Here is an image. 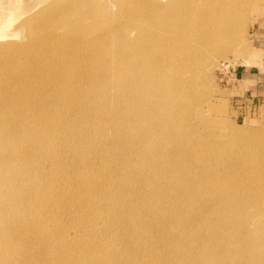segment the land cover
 I'll use <instances>...</instances> for the list:
<instances>
[{"label": "rangeland", "instance_id": "obj_1", "mask_svg": "<svg viewBox=\"0 0 264 264\" xmlns=\"http://www.w3.org/2000/svg\"><path fill=\"white\" fill-rule=\"evenodd\" d=\"M259 6L0 0V264H264V124L216 104Z\"/></svg>", "mask_w": 264, "mask_h": 264}, {"label": "crops", "instance_id": "obj_2", "mask_svg": "<svg viewBox=\"0 0 264 264\" xmlns=\"http://www.w3.org/2000/svg\"><path fill=\"white\" fill-rule=\"evenodd\" d=\"M248 49L250 62L232 68L216 104L224 105L223 115L257 126L264 124V6L253 15Z\"/></svg>", "mask_w": 264, "mask_h": 264}, {"label": "bare ground", "instance_id": "obj_3", "mask_svg": "<svg viewBox=\"0 0 264 264\" xmlns=\"http://www.w3.org/2000/svg\"><path fill=\"white\" fill-rule=\"evenodd\" d=\"M7 34H8L7 30H5L4 27L0 24V39L3 40L5 36L7 37ZM6 37H5V38H6ZM105 39H106V38H105ZM11 48H12V47H11ZM13 49H15V48H13ZM18 49H19V48H18ZM122 50H126V48H122ZM106 51H107V50H106ZM115 51H116V50H115ZM115 51H113V53H112L111 51H107V54H106V55H108V56H105V55H104L105 52H101V51H100V53L97 55V57H96V55H95V57L98 58V59H96V60H99V59H100L101 61H103V60L101 59L102 56H104L105 59L107 58V59L109 60L110 55H111L112 57H115L116 59H119V61H120L121 59H124V58H125L126 55L124 56L125 53L121 51V47L119 48L118 51H116V52H115ZM129 51H130V50H129ZM90 53H91V52H90ZM0 54H1V53H0ZM3 54H4V53H2L1 55H3ZM1 55H0V56H1ZM7 56H10V55H7ZM90 56H91V54H90ZM93 56H94V54H93L91 57H93ZM5 58H6V57H5ZM7 58H9V57H7ZM7 58H6V59H7ZM93 58H94V57H93ZM2 59H3V58H2ZM105 59H104V60H105ZM110 59H112V58L110 57ZM0 60H1V58H0ZM1 61H2V60H1ZM98 62H100V61H98ZM26 72H27V71H26ZM36 87H37V86H36ZM36 87H35V88H36ZM39 88H40V87H39ZM39 91H41V90H39ZM41 92H42V91H41ZM41 92H40V93H41ZM40 96H41V95H40ZM160 99H161V98H160ZM41 101H44V100H41ZM41 101H39V102H41ZM43 104L46 105L45 103H43ZM43 104H42V105H43ZM44 105H43V106H44ZM159 106H160V109H163V107H164V106H162V105H159ZM170 112H171V111H169V112L166 111V114H169ZM166 114H165V115H166ZM167 117H168V115H167ZM169 118H170V117H169ZM47 123H48V122H47ZM48 124H49V123H48ZM48 127H49V125H48ZM48 127H47V128H48ZM50 128H51V126H50ZM48 129H49V128H48ZM245 135H246V134H245ZM248 135H250V133H249ZM256 166H257V165H256ZM256 166H255V167H256ZM259 167H260V166H259ZM54 172H56V171H54ZM204 176H205V175H204ZM208 176H209V175H208ZM198 177H200V175H199ZM202 177H203V175H202ZM205 177H206V176H205ZM209 177H211V176H209ZM198 179H199V178H198ZM205 179L207 180V178H205ZM205 179H204V177H203V180H204V181H205ZM203 180L200 179V183H202ZM201 181H202V182H201ZM207 182H209V181H207ZM200 183H199V185H200ZM203 183H206V182H203ZM195 184H196V182H195ZM207 184H208V183H207ZM205 185H206V184H205ZM209 186H210V185H209ZM203 187H204V186H203ZM208 188H209V187H208ZM202 189H204V188H202ZM209 189H212V188H209ZM202 192H203V191H202ZM219 196H220V198H221L222 201H223L222 205L225 204L228 198H227L226 200H224V199H225V195H224V193H223V196H222V197H221V195H219ZM219 196L216 195V197H219ZM39 197H40V196H39ZM216 197H215V200H216ZM220 198H217V200L220 199ZM41 200H42V199H41ZM218 201H219V200H218ZM224 201H225V202H224ZM46 202H47V201H46ZM231 202H232V206H233V205H234L233 203H234L235 201H234V202L231 201ZM217 203H218V202H217ZM219 203H220V202H219ZM225 205H226V204H225ZM236 205H237V204H235V206H236ZM223 206H224V205H223ZM202 207H203V206H202ZM207 207H208V206H207ZM226 207H227V206H226ZM223 211H224V210H223ZM81 212H82V211H81ZM77 213H78V212H77ZM58 214H59V213H58ZM86 214H87V213H86ZM59 215H60V214H59ZM82 216H83V215H82ZM85 216H86V215H85ZM77 217H78V216H77ZM83 217H84V216H83ZM47 222H48V221H47ZM219 235H220V234H219ZM231 235H232V234H231ZM215 236H216V235H215ZM220 236H221V235H220ZM237 236H238V235H237ZM233 237H234V236H232V238H231L230 240H232ZM235 237H236V236H235ZM250 237H252V236H250ZM219 238H220V237H219ZM252 238H253V237H252ZM237 239H238V242H237V243H239L240 240H239L238 237H237ZM237 239H236V240H237ZM240 239H242V238H240ZM253 239H254V238H253ZM241 241H242V240H241ZM249 241H250V240H249ZM253 241H254V240H253ZM235 243H236V242H235ZM240 243H241V242H240ZM232 244H233V243H232ZM241 244H242V243H241ZM233 245H234V244H233ZM245 245H246V244H245ZM250 245H251V244H250ZM237 246H238V244H237ZM248 246H249V245H248ZM244 247H245V246H244ZM253 247H254V246H253ZM237 248H238V247H237ZM247 248H248V247H247ZM243 251H244V250H243ZM245 253H246V251H245ZM256 253H257V252H256ZM252 254H253V253H252ZM254 254H255V253H254ZM254 262H255V261H254Z\"/></svg>", "mask_w": 264, "mask_h": 264}]
</instances>
